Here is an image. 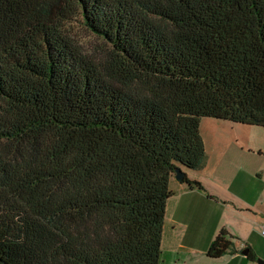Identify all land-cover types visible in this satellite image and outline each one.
Segmentation results:
<instances>
[{
	"label": "trees",
	"instance_id": "1",
	"mask_svg": "<svg viewBox=\"0 0 264 264\" xmlns=\"http://www.w3.org/2000/svg\"><path fill=\"white\" fill-rule=\"evenodd\" d=\"M202 117L264 127V0H0V264H162Z\"/></svg>",
	"mask_w": 264,
	"mask_h": 264
},
{
	"label": "crops",
	"instance_id": "2",
	"mask_svg": "<svg viewBox=\"0 0 264 264\" xmlns=\"http://www.w3.org/2000/svg\"><path fill=\"white\" fill-rule=\"evenodd\" d=\"M203 118L220 120L202 117L200 123ZM224 122L239 127L230 144L242 149L238 153L208 149L202 137L203 166L181 169L204 189L189 188L174 175L170 178L172 195L166 202L161 236L162 264H257V259H264L260 234L264 223V127ZM221 228L232 235L234 251L211 258L206 249ZM246 248L255 260L247 257L248 252L242 253Z\"/></svg>",
	"mask_w": 264,
	"mask_h": 264
},
{
	"label": "rangeland",
	"instance_id": "3",
	"mask_svg": "<svg viewBox=\"0 0 264 264\" xmlns=\"http://www.w3.org/2000/svg\"><path fill=\"white\" fill-rule=\"evenodd\" d=\"M67 33L81 46L84 52L99 57L107 44L96 35L88 31L78 18L72 19L65 24ZM224 120H214L203 118L200 123V132L204 138L208 149L217 147L218 149H234L238 153L242 148H236L235 144H230L234 133L239 127L231 126ZM246 140V139H245ZM247 155V154H244ZM214 263H221L220 260H213Z\"/></svg>",
	"mask_w": 264,
	"mask_h": 264
},
{
	"label": "water",
	"instance_id": "4",
	"mask_svg": "<svg viewBox=\"0 0 264 264\" xmlns=\"http://www.w3.org/2000/svg\"><path fill=\"white\" fill-rule=\"evenodd\" d=\"M184 174H185L184 171L180 167L175 168L174 178L177 181L180 182L182 180ZM247 252H248L247 248L242 251L243 254H247ZM257 264H264V259H257Z\"/></svg>",
	"mask_w": 264,
	"mask_h": 264
},
{
	"label": "built area",
	"instance_id": "5",
	"mask_svg": "<svg viewBox=\"0 0 264 264\" xmlns=\"http://www.w3.org/2000/svg\"><path fill=\"white\" fill-rule=\"evenodd\" d=\"M260 234L262 237H264V223H263L262 227L260 228Z\"/></svg>",
	"mask_w": 264,
	"mask_h": 264
}]
</instances>
